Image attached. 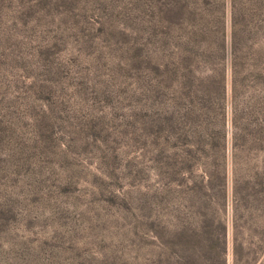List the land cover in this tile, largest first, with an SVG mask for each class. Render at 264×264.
<instances>
[{
    "label": "rangeland",
    "instance_id": "rangeland-1",
    "mask_svg": "<svg viewBox=\"0 0 264 264\" xmlns=\"http://www.w3.org/2000/svg\"><path fill=\"white\" fill-rule=\"evenodd\" d=\"M232 18L264 32V0H0V264H152L201 176L202 78L223 63L229 169L228 61L196 48ZM262 94L248 81L235 105Z\"/></svg>",
    "mask_w": 264,
    "mask_h": 264
},
{
    "label": "trees",
    "instance_id": "trees-1",
    "mask_svg": "<svg viewBox=\"0 0 264 264\" xmlns=\"http://www.w3.org/2000/svg\"><path fill=\"white\" fill-rule=\"evenodd\" d=\"M231 23L228 34L220 29L210 39L201 29L203 42L196 48L205 60L228 61L229 169L223 63L202 78L204 96L217 103L218 124L208 140L198 141L191 154L201 176L191 183L188 203L173 229L164 228L162 234L155 235L152 243L158 250L152 264H228V233L230 264L260 263L264 254V94L249 106L243 103L242 112L235 105L239 90L248 81L264 85V32L235 26L233 18Z\"/></svg>",
    "mask_w": 264,
    "mask_h": 264
}]
</instances>
